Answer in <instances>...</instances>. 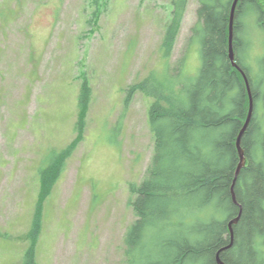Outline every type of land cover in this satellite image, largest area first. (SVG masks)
I'll use <instances>...</instances> for the list:
<instances>
[{"label": "rangeland", "instance_id": "obj_1", "mask_svg": "<svg viewBox=\"0 0 264 264\" xmlns=\"http://www.w3.org/2000/svg\"><path fill=\"white\" fill-rule=\"evenodd\" d=\"M197 7L188 0L171 67ZM171 15V0H0V264L21 262L40 170L77 136L84 78L91 94L82 138L43 202L36 259L125 262L123 238L135 220L129 184L141 182L153 151L152 98L136 91L128 102V90L152 71L167 74L161 43ZM245 35L261 82L264 32L249 26ZM199 67L196 44L184 75ZM257 115L264 132V102Z\"/></svg>", "mask_w": 264, "mask_h": 264}, {"label": "trees", "instance_id": "obj_2", "mask_svg": "<svg viewBox=\"0 0 264 264\" xmlns=\"http://www.w3.org/2000/svg\"><path fill=\"white\" fill-rule=\"evenodd\" d=\"M187 2L171 0L172 15L161 43L167 74L152 71L128 90V102L136 91L152 98L148 123L153 151L141 182L129 184L133 197L128 205L135 220L123 238V264H217V251L226 264H264V132L257 115L264 102V54L258 82L245 35L249 26L264 32V0H239L234 15L235 61L248 78L254 105L241 137L246 165L233 184L237 203L231 195L238 164L236 137L249 100L242 75L228 57L233 0H197L196 22L186 49L171 67L169 58ZM196 44L200 67L196 76L187 77L186 58ZM90 94L84 78L78 96L77 136L40 170L39 196L20 264H39L36 247L43 202L82 138ZM238 214L230 244L227 224Z\"/></svg>", "mask_w": 264, "mask_h": 264}, {"label": "water", "instance_id": "obj_3", "mask_svg": "<svg viewBox=\"0 0 264 264\" xmlns=\"http://www.w3.org/2000/svg\"><path fill=\"white\" fill-rule=\"evenodd\" d=\"M239 0H233L231 8H230V15H229V27H228V57L232 63V65L241 73L242 78L244 80L245 83V88L247 91V95H248V100H249V105H248V112L245 118V121L242 125V127L240 128L238 135L236 137V150H237V154H238V164L235 170V175H234V179H233V183L231 185V195H232V200L234 203L236 202V198H235V194L233 191V184L234 181L236 179V176L239 172V170L244 167L246 165V157L244 155V151L243 148L241 147V137L244 134V132L246 131L248 124L252 118V114H253V97H252V93H251V88H250V84L248 81V78L246 76V74L244 73V71L237 65L236 61H235V53H234V48H233V24H234V15H235V9H236V5L238 3ZM238 216L239 214L231 219L228 224V233H229V238H230V244L233 240V225H235L238 221ZM229 244V245H230ZM228 245V246H229ZM226 246V248L228 247ZM215 259H216V263L217 264H226L225 262H223V260L219 257V251L216 252L215 254Z\"/></svg>", "mask_w": 264, "mask_h": 264}]
</instances>
